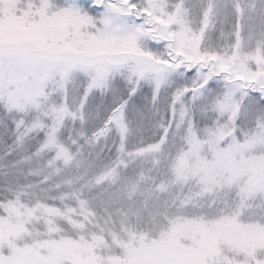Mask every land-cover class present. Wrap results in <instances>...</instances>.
I'll list each match as a JSON object with an SVG mask.
<instances>
[{"label":"snow or ice","instance_id":"snow-or-ice-1","mask_svg":"<svg viewBox=\"0 0 264 264\" xmlns=\"http://www.w3.org/2000/svg\"><path fill=\"white\" fill-rule=\"evenodd\" d=\"M0 264H264V0H0Z\"/></svg>","mask_w":264,"mask_h":264}]
</instances>
